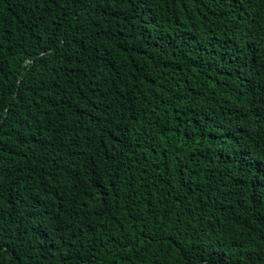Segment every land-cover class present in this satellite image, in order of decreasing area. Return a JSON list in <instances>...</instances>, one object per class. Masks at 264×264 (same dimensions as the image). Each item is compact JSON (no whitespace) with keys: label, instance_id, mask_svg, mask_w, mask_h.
Wrapping results in <instances>:
<instances>
[{"label":"trees","instance_id":"obj_1","mask_svg":"<svg viewBox=\"0 0 264 264\" xmlns=\"http://www.w3.org/2000/svg\"><path fill=\"white\" fill-rule=\"evenodd\" d=\"M0 264H264V0H0Z\"/></svg>","mask_w":264,"mask_h":264}]
</instances>
